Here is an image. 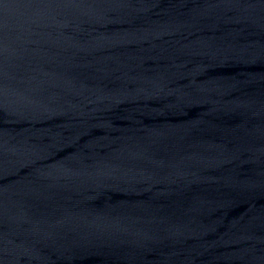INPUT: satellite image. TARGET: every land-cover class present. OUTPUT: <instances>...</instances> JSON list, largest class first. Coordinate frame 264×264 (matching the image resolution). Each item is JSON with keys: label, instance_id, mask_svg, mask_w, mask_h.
<instances>
[{"label": "water", "instance_id": "1", "mask_svg": "<svg viewBox=\"0 0 264 264\" xmlns=\"http://www.w3.org/2000/svg\"><path fill=\"white\" fill-rule=\"evenodd\" d=\"M0 264H264V0H0Z\"/></svg>", "mask_w": 264, "mask_h": 264}]
</instances>
